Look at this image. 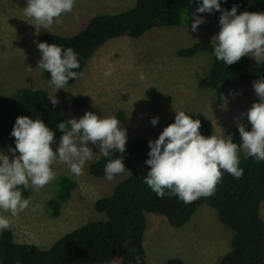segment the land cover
I'll list each match as a JSON object with an SVG mask.
<instances>
[{
	"label": "rangeland",
	"instance_id": "374dc122",
	"mask_svg": "<svg viewBox=\"0 0 264 264\" xmlns=\"http://www.w3.org/2000/svg\"><path fill=\"white\" fill-rule=\"evenodd\" d=\"M134 0H76L73 11L64 14L49 29L41 27L24 14L23 0H0V85L1 93L12 95L20 87L41 88L48 97L53 94L66 119L79 118L85 111L100 117L115 116L127 130V140L158 137L174 118L175 111L194 117L204 114L212 125L210 135L229 136L240 121L247 120V109L259 102L253 86L229 87L216 98L211 88H201L198 80L208 70L211 56L200 51L189 57L176 55V49L193 41L213 38L219 31V14L200 13L205 22L191 31V22L181 25H157L138 37L112 38L98 46L87 60L82 75L54 93L42 70L37 67L40 51L38 36L42 33L69 35L81 31L91 16L125 10ZM252 65L256 62L249 57ZM144 79H139L140 74ZM75 94V95H74ZM83 99L77 104V97ZM50 100V99H49ZM158 117L152 125L150 118ZM251 126V125H250ZM59 139L51 146L55 150ZM94 151L98 149L89 143ZM12 158V153L3 150ZM97 155H99L97 153ZM90 163V162H89ZM73 176L67 165L55 163L57 178L39 190L27 189L29 207L17 216L0 212L10 220L14 241L30 242L47 248L55 239L104 214L93 208L95 199L109 195L126 172L109 182L89 173ZM67 176L75 182L69 198L58 213L50 212L48 201L53 196L57 179ZM259 213L264 219V200ZM146 225L142 238L146 264H166L169 257H179L184 264H219L230 249L231 229L221 222L214 208L200 205L188 222L172 226L164 214L145 212ZM114 257L107 264H117Z\"/></svg>",
	"mask_w": 264,
	"mask_h": 264
},
{
	"label": "trees",
	"instance_id": "16d2710c",
	"mask_svg": "<svg viewBox=\"0 0 264 264\" xmlns=\"http://www.w3.org/2000/svg\"><path fill=\"white\" fill-rule=\"evenodd\" d=\"M23 1L26 4V0ZM233 5L237 6L238 13L264 12V0H221L224 9H230ZM196 7V0H134V4L125 10L91 16L79 32L69 35L42 33L38 36V42L72 48L80 64L74 71L82 73L92 53L106 41L122 35L138 37L157 25H181L185 23L187 12L191 17ZM211 39H198L176 49V55L182 57L200 51L210 54L211 63L198 80L199 87L213 89L216 98L220 99L226 88L253 85L255 80L264 76V65H252L248 56L232 65L216 60ZM42 73L49 81L50 74L46 71ZM77 79H70L68 84ZM76 100L78 105L83 103L79 96ZM17 116L43 120L55 132V139L62 135L56 127L57 123L67 120L60 105H53L44 89L20 87L14 94L5 95L1 93L0 85V150L15 146L10 132ZM193 119L200 120L203 135H210L212 125L204 114L196 113ZM172 122L174 118L169 120V123ZM238 123L249 129L251 127L246 121ZM156 138L127 140L126 151L121 154L127 168L126 175L115 184L109 195L98 197L93 203V208L102 212L104 218L90 220L71 229L47 248L14 241L11 230H4L0 233V264H107L114 257L119 258L117 264H146L142 245L145 212L164 214L172 226L178 227L188 222L202 204L214 208L219 220L232 231L230 249L221 257L219 264H264V219L259 213L260 202L264 200V162L256 163L252 158H245L241 150L240 166L244 169L241 178L235 179L224 173L214 195L185 205L175 196L157 197L143 183L148 171L144 163L148 158V141ZM231 138L240 143L237 124ZM118 155L114 153L111 158ZM108 159L100 157L90 162L89 173L104 177V166ZM74 186L75 182L67 176L57 179L55 192L48 201L53 215L58 213L61 203L69 198ZM22 195H27V189H22ZM165 263L184 264L175 256L166 259Z\"/></svg>",
	"mask_w": 264,
	"mask_h": 264
},
{
	"label": "clouds",
	"instance_id": "9594fccd",
	"mask_svg": "<svg viewBox=\"0 0 264 264\" xmlns=\"http://www.w3.org/2000/svg\"><path fill=\"white\" fill-rule=\"evenodd\" d=\"M75 3L76 0H26L24 14L36 21L32 24L38 35L41 27L49 29L64 14L71 13ZM196 3L191 17L188 12L184 17L186 28L191 19L192 32L205 22V18L196 13L219 12V31L211 39L216 60L232 65L249 56L257 65H264V12L238 13L236 5L230 9L222 8L221 0H196ZM37 48L40 51L37 67L50 74L48 84L54 88V93L66 89L70 79L82 75L74 71L80 64L72 48L47 42H38ZM139 79H144L142 73ZM252 86L259 102L252 103L242 114L247 116L250 129L237 123L239 144L231 135H203L200 120L193 119L183 110L175 111L174 122L165 126L155 140L148 141V158L144 161L148 171L143 183L157 197L175 196L187 205L214 195L224 173L235 179L242 177L241 150L245 158L264 162V76L255 80ZM48 98L53 105L58 103L54 94ZM150 123L157 125L158 117L150 118ZM56 127L62 135L53 150L55 132L43 120L16 117L10 132L15 146L8 147L12 158L0 150V212L17 216L25 211L30 199L22 195V189L39 190L55 180V163L67 165L73 176H80L86 164L104 157L109 158L104 166L107 181L125 173L127 168L121 154L126 151L127 130L120 119L85 111L78 119L60 121ZM89 143L98 151H94ZM114 153L119 155L111 158ZM9 228V218L0 214V233Z\"/></svg>",
	"mask_w": 264,
	"mask_h": 264
}]
</instances>
